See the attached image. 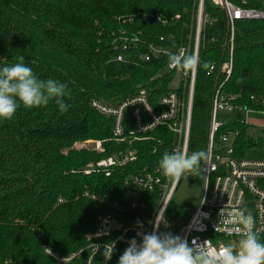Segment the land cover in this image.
Wrapping results in <instances>:
<instances>
[{
	"label": "trees",
	"instance_id": "trees-1",
	"mask_svg": "<svg viewBox=\"0 0 264 264\" xmlns=\"http://www.w3.org/2000/svg\"><path fill=\"white\" fill-rule=\"evenodd\" d=\"M194 0H0V69L20 62L29 66L39 79H53L67 85L64 97L69 105L61 113L54 100L47 106L19 107L10 120H0V264H88L90 249L68 258L87 247L89 234L97 230L98 217L119 216L113 202L96 201L84 196L89 190L103 193L115 185L123 191V178L159 161L153 153H163L172 145L174 135L165 126L149 134L152 138L118 141L114 134L115 117L92 106L94 99L109 107H118L135 97L141 88L149 92V102L163 111L160 99L170 91L172 73L148 83L165 68L168 57L143 61L141 45L133 51L132 63L114 60L111 46L113 30L120 24L119 15H135L127 27L142 31L148 42L157 36L175 34V46L185 41ZM209 23L200 47L189 150L206 152L212 99L223 73L207 75L204 63L220 64L229 60L225 12L205 2ZM164 16L183 13L177 27L164 26L154 20H141L143 14ZM100 32H102L100 34ZM234 38L233 70L222 86V94H240L235 104L264 111L251 96L264 98V19L237 22ZM142 84V85H140ZM125 111V129L134 128L132 113ZM249 124L226 123L219 133L238 130L234 142L236 154L259 145L249 136ZM103 141L104 151L76 149L77 142ZM137 150L138 160L115 167L111 176L103 172L85 173L87 165L120 152ZM123 201V200H122ZM152 202L151 200H148ZM264 242V237L260 239ZM51 249V253L45 249ZM103 251L92 264H102ZM114 253L109 264H118Z\"/></svg>",
	"mask_w": 264,
	"mask_h": 264
},
{
	"label": "built area",
	"instance_id": "built-area-1",
	"mask_svg": "<svg viewBox=\"0 0 264 264\" xmlns=\"http://www.w3.org/2000/svg\"><path fill=\"white\" fill-rule=\"evenodd\" d=\"M206 1L225 12L230 56L229 60L220 64L211 63L207 70V75L221 72L225 79L217 86L212 99L206 147L207 161L202 162L198 175L185 173L190 180L198 182L203 188L199 205L186 211L172 210L171 200L182 178L178 182H173L165 177L158 166L160 159L126 175L122 180L121 192L117 191L115 185L103 193H93L89 190L84 192V196L96 201L108 202L113 195L119 197L120 199L115 200L112 205L121 217L111 214L100 215L97 230L89 234L91 243L78 253L60 260H70L85 249H90L88 264H92L93 258L101 251L104 252V245L113 241L115 242L113 254L118 253L120 256L128 247L131 238L135 237L139 241L137 231H153V223L160 212L163 214V222L159 226L161 233L171 232L184 237L190 245L193 240L197 244L207 240L209 249L219 250L229 242L238 246L239 240L243 237L235 234L233 230L239 226L235 214L241 210H246V213L254 217L256 228L264 227V159L239 157L234 147L239 131L219 133L220 128L226 123L218 120V113L223 110L238 109L245 110L246 113L256 111L235 104L240 94L225 95L221 89L233 70L236 24L242 20H263L264 0H194L192 23L189 25L185 23L188 32L185 41L178 46H175L176 38L172 33L168 36H157L147 42L142 36L144 32H132L127 27L134 21L135 15H119L116 17L120 24L119 28L109 34L111 46L117 52L114 60L132 63L135 59L133 51L139 49L141 45L145 46V50L140 54V59L146 62L160 60L168 57L170 53H179L180 50L187 54L195 53L199 57L200 47L204 43L205 27L210 20L205 12ZM236 13L240 15L237 16ZM147 19L164 26L177 27L183 20V13L169 16L158 12L143 14L141 20ZM164 69L167 73L178 76L180 81L179 85L161 97L160 103L165 107L163 111H156L152 107L148 99V89L145 87L141 88L135 97L127 98L118 107H109L97 99L92 101V106L98 111L115 117L114 134L118 141L128 139L144 141L152 138L149 134L157 127H167L174 135V142L163 153H159L157 147L154 148L153 153L160 158L165 152L183 150L188 153L197 77V71L189 72L170 67L169 60ZM251 98L255 103L264 105L263 97ZM131 106H135L132 113L134 128L127 131L124 126L125 111ZM96 149L103 150L101 141H96ZM139 156L137 150L120 152L89 163L84 171L103 172L106 176H111L115 167L123 168L137 161ZM138 222L142 223V229L138 228ZM97 233L104 234L97 236ZM263 237L264 233H261L259 238ZM95 245L100 246L98 251ZM103 262L102 264H109L110 260L106 261L103 257Z\"/></svg>",
	"mask_w": 264,
	"mask_h": 264
},
{
	"label": "clouds",
	"instance_id": "clouds-1",
	"mask_svg": "<svg viewBox=\"0 0 264 264\" xmlns=\"http://www.w3.org/2000/svg\"><path fill=\"white\" fill-rule=\"evenodd\" d=\"M19 60L0 69V120L12 119L21 106L29 109L44 107L52 100L61 113L67 112L69 105L64 102V97L70 94L67 85L53 79H39L23 63V56ZM168 60L170 67L189 72L197 71L200 65L197 54H187L184 50L170 53ZM210 66L207 61L203 65L205 69ZM206 161L207 153L203 150L193 151L190 155L181 150L165 152L158 166L165 177L178 182L185 173L198 175L202 162ZM235 215L239 226L233 231L243 238L239 240L238 246L229 242L216 250L207 247V240L200 244L193 240L190 245L184 237L171 232L161 233L159 226L163 222V214L160 212L153 223V231L139 230V241L135 237L128 241V247L119 256L118 264H264V242L259 238L264 233V227L256 228L254 217L246 210ZM138 228H143L141 222H138ZM102 234L97 233V236ZM99 248V245H95L96 251ZM114 248V241L104 245L103 256L106 261L111 260Z\"/></svg>",
	"mask_w": 264,
	"mask_h": 264
},
{
	"label": "rangeland",
	"instance_id": "rangeland-1",
	"mask_svg": "<svg viewBox=\"0 0 264 264\" xmlns=\"http://www.w3.org/2000/svg\"><path fill=\"white\" fill-rule=\"evenodd\" d=\"M193 9V8H192ZM193 19V13L190 16L189 22L187 24H191ZM224 47H230L229 41L227 40V36L224 42ZM235 52V51H234ZM233 52V55H234ZM230 54V52H229ZM230 56V55H229ZM166 70L161 68V70L155 75H153L150 79H148V83H153L157 78H161L162 75L166 74ZM179 80L178 76H172L169 87L173 89L177 86ZM142 85V84H140ZM179 85V84H178ZM218 120L221 123H232L234 121H242L249 124V130L247 131L249 136L254 137L257 141H259V145L255 147L249 148L243 157L248 159H264V111H255L251 113H246L245 110H223L218 113ZM209 137V133H208ZM96 141L97 139H89L81 142H77L74 145L76 149H89L97 152H102L103 150L96 149ZM208 142V141H207ZM103 147V146H102ZM202 187L198 182H193L190 178L185 174L177 189L175 190L172 200L171 207L172 210H181L186 211L187 209H194L197 205H199V200L202 193Z\"/></svg>",
	"mask_w": 264,
	"mask_h": 264
},
{
	"label": "snow or ice",
	"instance_id": "snow-or-ice-1",
	"mask_svg": "<svg viewBox=\"0 0 264 264\" xmlns=\"http://www.w3.org/2000/svg\"><path fill=\"white\" fill-rule=\"evenodd\" d=\"M236 15H237V16H239V15H240V13H236Z\"/></svg>",
	"mask_w": 264,
	"mask_h": 264
}]
</instances>
